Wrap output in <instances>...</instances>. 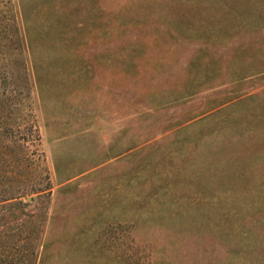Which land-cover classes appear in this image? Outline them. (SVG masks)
<instances>
[{"label": "rangeland", "instance_id": "obj_1", "mask_svg": "<svg viewBox=\"0 0 264 264\" xmlns=\"http://www.w3.org/2000/svg\"><path fill=\"white\" fill-rule=\"evenodd\" d=\"M30 197L0 264H264V0H0V203Z\"/></svg>", "mask_w": 264, "mask_h": 264}, {"label": "trees", "instance_id": "obj_2", "mask_svg": "<svg viewBox=\"0 0 264 264\" xmlns=\"http://www.w3.org/2000/svg\"><path fill=\"white\" fill-rule=\"evenodd\" d=\"M16 196H11L9 198H13ZM36 199V197H30L28 201H24L21 202L19 200L16 201H9V202H2L0 203V220L4 219L7 216H14L15 212L14 210H18L19 212H22L23 207H28L31 204L32 201H34ZM4 200H8V198H5ZM3 200H0V202ZM31 201V202H30ZM24 215L28 216V215H32L31 212H28L26 210V212L23 213ZM27 222V220H24ZM20 224V223H18ZM11 233H14L10 230V226H6L4 227L3 223L0 224V244H2L3 242L6 241L7 236H9ZM13 235V234H12ZM37 240V238H36ZM39 243L35 241V245L37 246ZM1 262V260H0Z\"/></svg>", "mask_w": 264, "mask_h": 264}]
</instances>
